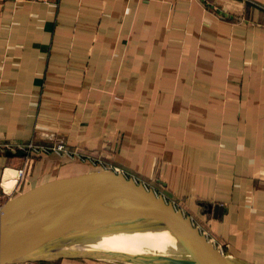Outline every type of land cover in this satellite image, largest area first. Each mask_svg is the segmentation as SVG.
Here are the masks:
<instances>
[{
    "label": "crops",
    "instance_id": "1",
    "mask_svg": "<svg viewBox=\"0 0 264 264\" xmlns=\"http://www.w3.org/2000/svg\"><path fill=\"white\" fill-rule=\"evenodd\" d=\"M57 137L108 156L237 264H264V0H0V140ZM5 151L0 203L101 168L46 152L17 179Z\"/></svg>",
    "mask_w": 264,
    "mask_h": 264
},
{
    "label": "water",
    "instance_id": "2",
    "mask_svg": "<svg viewBox=\"0 0 264 264\" xmlns=\"http://www.w3.org/2000/svg\"><path fill=\"white\" fill-rule=\"evenodd\" d=\"M5 153L22 155L23 151ZM147 228L169 231L174 251L111 253L160 264H237L171 201L123 172L102 167L39 182L1 202L0 264H35L44 258L82 255L54 247L41 251L58 238Z\"/></svg>",
    "mask_w": 264,
    "mask_h": 264
},
{
    "label": "bare ground",
    "instance_id": "3",
    "mask_svg": "<svg viewBox=\"0 0 264 264\" xmlns=\"http://www.w3.org/2000/svg\"><path fill=\"white\" fill-rule=\"evenodd\" d=\"M47 243L43 245L44 250L41 251L49 252L51 250L47 249L53 247L57 250L73 249L82 255L97 251L101 254L122 251L138 255L144 253L169 254L174 251L170 247V243H174L173 236L169 231L162 228L103 231L88 234L81 238H58ZM139 260L148 262L142 259Z\"/></svg>",
    "mask_w": 264,
    "mask_h": 264
},
{
    "label": "built area",
    "instance_id": "4",
    "mask_svg": "<svg viewBox=\"0 0 264 264\" xmlns=\"http://www.w3.org/2000/svg\"><path fill=\"white\" fill-rule=\"evenodd\" d=\"M21 149L23 154L20 156L21 161L19 165L15 167V177L21 178L25 172L29 160L33 154L37 155L39 153L53 152L57 154H64L76 159H88L91 165H101L103 168L112 169L119 171L117 167L113 165L110 161L106 159H100L96 157V154L91 157L89 153H83L76 150L73 147L67 146L62 138H55L52 143H37L32 138L24 142L6 141L0 140V151ZM6 264H26L25 262H12Z\"/></svg>",
    "mask_w": 264,
    "mask_h": 264
},
{
    "label": "rangeland",
    "instance_id": "5",
    "mask_svg": "<svg viewBox=\"0 0 264 264\" xmlns=\"http://www.w3.org/2000/svg\"><path fill=\"white\" fill-rule=\"evenodd\" d=\"M89 154L92 157L94 153L89 152ZM95 154H96V157H99L100 159H103V160L104 159L108 160V158H109L108 156L106 157L105 155H103L102 152H97ZM108 161H110V160H108ZM111 163H113V162H111ZM113 165L115 167H117V165H115V164H113ZM67 251H74V250L73 249H67L65 252H67ZM84 254L87 256H93L91 258L95 259L94 261H97L100 264H160V263L153 262V261L143 262L141 260H134L128 256H123V255H118V254H113V253H107V252L101 254V252L97 251V252H88V253H84ZM95 257H97V258H95ZM38 261H40V260H38ZM38 261H35V263ZM145 261H147V260H145ZM38 263H40V262H38Z\"/></svg>",
    "mask_w": 264,
    "mask_h": 264
},
{
    "label": "trees",
    "instance_id": "6",
    "mask_svg": "<svg viewBox=\"0 0 264 264\" xmlns=\"http://www.w3.org/2000/svg\"><path fill=\"white\" fill-rule=\"evenodd\" d=\"M39 262H41V261H39Z\"/></svg>",
    "mask_w": 264,
    "mask_h": 264
}]
</instances>
